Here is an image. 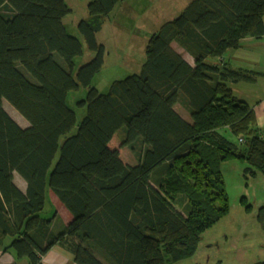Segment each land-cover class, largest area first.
Returning <instances> with one entry per match:
<instances>
[{"label":"trees","instance_id":"obj_1","mask_svg":"<svg viewBox=\"0 0 264 264\" xmlns=\"http://www.w3.org/2000/svg\"><path fill=\"white\" fill-rule=\"evenodd\" d=\"M123 1L88 0L71 33L65 0H0V250L14 253L10 264H42L54 245L75 264H175L228 213L219 164L246 162L245 178L264 177V125L229 87L258 73L220 60L264 36V0H190L148 38L139 72L102 93L91 84L105 52L96 35ZM83 44L93 56L76 66ZM121 129L133 164L112 145ZM47 187L68 223H54V207L41 216ZM256 220L264 234V202Z\"/></svg>","mask_w":264,"mask_h":264},{"label":"rangeland","instance_id":"obj_2","mask_svg":"<svg viewBox=\"0 0 264 264\" xmlns=\"http://www.w3.org/2000/svg\"><path fill=\"white\" fill-rule=\"evenodd\" d=\"M189 1L125 0L117 4L105 18L101 30L96 35L97 41L104 45L105 52L102 68L93 77L92 86L105 93L114 80L138 73L145 57L148 38L164 21L176 17ZM65 2L70 12L63 18V23L69 32L75 33L77 22L87 17L88 0ZM79 39L82 42L80 37ZM172 46L177 47L174 42ZM181 54L185 58L186 54ZM92 56L93 52L83 44V54L75 59L76 66L87 62ZM85 94L86 91L82 89L70 92L68 103L74 106L75 100L84 98ZM3 107L19 125H26L24 118L6 101H3ZM176 110L188 118L181 105L178 104ZM83 114V111L77 110V124ZM122 131L121 129L117 132L112 145L117 146L125 163L133 164L134 152L119 143L124 134ZM134 144L137 150H142L138 143ZM236 162L237 165L225 162L219 164L228 194L227 215L203 233L192 257L175 264H255L264 259V234L256 220L258 207L264 202V177L258 174L255 178H245L242 167L247 166L246 162ZM53 207L56 213L66 211L48 189L41 216H50L49 212L50 209L53 212ZM67 217L69 216L65 215L66 220Z\"/></svg>","mask_w":264,"mask_h":264},{"label":"crops","instance_id":"obj_3","mask_svg":"<svg viewBox=\"0 0 264 264\" xmlns=\"http://www.w3.org/2000/svg\"><path fill=\"white\" fill-rule=\"evenodd\" d=\"M174 49L180 53L186 54L185 59L189 63H193V59L191 58V56L185 51H183L182 48H179L177 46ZM221 59L224 62L230 63L232 67H241L258 73L256 78L252 81L241 80L238 82H232L229 83V87L237 98L252 107L258 125H264V36L259 39H254L251 37L243 38L239 47L227 50L224 55L220 58V60ZM177 105H175V109ZM185 114L187 115V113ZM181 115L183 116L184 114L181 112ZM236 161L237 160H230L225 163H228L229 165H237ZM243 168L244 167H242V169ZM13 180L21 190H24L26 188V183L18 175L14 174ZM63 208L65 207L63 206ZM65 215L69 216L67 217L68 220H66ZM70 218L71 216L66 210L64 211V213H56V217L53 221L55 224L59 221L61 223L66 224L69 222ZM13 260L14 253H10V251L2 252L0 250V264H10L11 262H13ZM41 263L75 264L73 261L72 254L61 248L59 245L52 246L42 256ZM21 264H25L24 260H21Z\"/></svg>","mask_w":264,"mask_h":264}]
</instances>
